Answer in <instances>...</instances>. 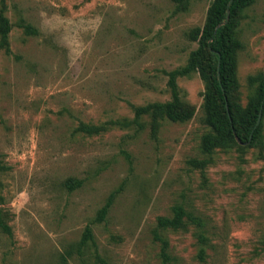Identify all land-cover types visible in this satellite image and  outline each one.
Returning a JSON list of instances; mask_svg holds the SVG:
<instances>
[{
	"label": "rangeland",
	"instance_id": "1",
	"mask_svg": "<svg viewBox=\"0 0 264 264\" xmlns=\"http://www.w3.org/2000/svg\"><path fill=\"white\" fill-rule=\"evenodd\" d=\"M211 2L0 0V264H264V104L253 141L204 152V51L175 80L186 120L136 115L171 102ZM235 37L238 120L264 87V0Z\"/></svg>",
	"mask_w": 264,
	"mask_h": 264
},
{
	"label": "trees",
	"instance_id": "2",
	"mask_svg": "<svg viewBox=\"0 0 264 264\" xmlns=\"http://www.w3.org/2000/svg\"><path fill=\"white\" fill-rule=\"evenodd\" d=\"M254 0H212L207 11L206 21L201 30L194 33L199 39V47L191 54L187 65L171 71L168 85L171 90L172 100L165 104H151L139 108L137 117L152 110L165 114L171 121H184L188 114L183 113L177 95L175 80L197 68L200 55L206 51L208 56L207 89L205 96V123L211 128L212 134L203 137L202 148L210 153L215 147L224 145L235 137L240 141H253L259 134V127H255L259 112L263 111L264 87L260 86L258 94L252 99L247 118L241 116L238 120L230 110L228 98L235 85V53L240 44L235 37V19L240 10L253 3ZM228 11V15H227ZM9 33L7 20H3V40L6 41ZM219 65V67H218ZM228 106V113L226 105ZM249 134L248 138L246 137ZM115 192L111 193L106 204L100 209L98 218L103 219L113 202ZM184 212L178 209L173 219H159L161 227L173 226L180 223ZM86 234H90L89 231Z\"/></svg>",
	"mask_w": 264,
	"mask_h": 264
},
{
	"label": "water",
	"instance_id": "3",
	"mask_svg": "<svg viewBox=\"0 0 264 264\" xmlns=\"http://www.w3.org/2000/svg\"><path fill=\"white\" fill-rule=\"evenodd\" d=\"M227 15H228V11H227ZM218 67H219V65H218ZM225 107H226V111H227V114H228V117H229L227 103H226ZM229 118H230V117H229ZM260 118H261V112H259V115H258V118H257V121H256V125H255V127H257V126L259 125ZM251 137H252V135L249 136V140H248L247 144H248L249 141L251 140Z\"/></svg>",
	"mask_w": 264,
	"mask_h": 264
}]
</instances>
